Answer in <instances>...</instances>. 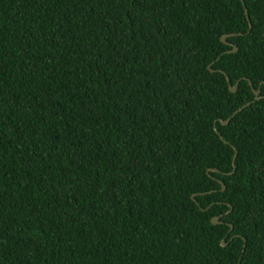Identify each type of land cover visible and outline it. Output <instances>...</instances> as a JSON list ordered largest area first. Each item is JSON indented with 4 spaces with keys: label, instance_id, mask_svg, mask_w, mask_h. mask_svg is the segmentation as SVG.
<instances>
[{
    "label": "trees",
    "instance_id": "1",
    "mask_svg": "<svg viewBox=\"0 0 264 264\" xmlns=\"http://www.w3.org/2000/svg\"><path fill=\"white\" fill-rule=\"evenodd\" d=\"M0 264H264V0H0Z\"/></svg>",
    "mask_w": 264,
    "mask_h": 264
},
{
    "label": "water",
    "instance_id": "2",
    "mask_svg": "<svg viewBox=\"0 0 264 264\" xmlns=\"http://www.w3.org/2000/svg\"><path fill=\"white\" fill-rule=\"evenodd\" d=\"M247 16V15H246ZM247 20H248V22H249V19L247 18ZM250 28H251V26H250ZM229 36H224V37H222L221 38V41L223 42V43H225L226 44V39L228 38ZM236 51V47H234L233 48V50L232 51H230V52H235ZM227 82H228V85H229V89H230V92H232V93H235L236 92V89H237V84L238 83H236L234 86H231L230 85V82H229V80L227 79ZM250 86H251V88H252V85L250 84ZM252 90H253V88H252ZM259 93H260V90L258 89V90H253V94L255 95V100H258V99H260V97H259ZM246 107H247V105H246ZM243 109V108H242ZM242 109H240L239 111H241ZM233 115H235V113L233 114ZM228 122H229V120H227V121H225V122H223V121H221L220 122V124L222 125V126H225V125H227L228 124ZM234 159H235V156H234V158H233V161H234ZM234 166V165H233ZM234 170H235V168L233 167V172H234ZM214 172H217L216 170H214ZM192 200H194V196L192 197ZM211 223L213 224V225H217V224H219L220 222H219V218H213L212 219V221H211ZM232 230V227L230 226V231ZM221 246L222 247H225L226 246V244L224 243V240H222V242H221Z\"/></svg>",
    "mask_w": 264,
    "mask_h": 264
},
{
    "label": "bare ground",
    "instance_id": "3",
    "mask_svg": "<svg viewBox=\"0 0 264 264\" xmlns=\"http://www.w3.org/2000/svg\"><path fill=\"white\" fill-rule=\"evenodd\" d=\"M229 38V37H228Z\"/></svg>",
    "mask_w": 264,
    "mask_h": 264
}]
</instances>
